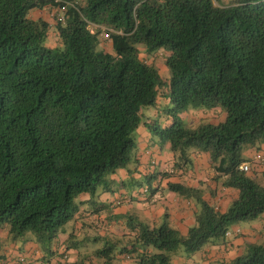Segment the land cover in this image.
Listing matches in <instances>:
<instances>
[{
    "label": "trees",
    "instance_id": "obj_1",
    "mask_svg": "<svg viewBox=\"0 0 264 264\" xmlns=\"http://www.w3.org/2000/svg\"><path fill=\"white\" fill-rule=\"evenodd\" d=\"M165 100L173 107L164 125L143 113L158 114ZM200 108H222L226 119L189 127L178 115ZM142 126L167 145L176 168L192 163L189 150L207 153L214 181L238 198L220 212L202 188L171 184L198 207L186 236L167 215L157 228L136 221L122 260L174 264L264 214V170L258 177L256 169L264 160L243 157L264 145V0H0V232L9 243L30 232L51 256L82 195L94 206L123 188L111 176L138 163ZM6 246L0 236V264H40L11 258ZM115 249L98 256L114 264ZM65 255L72 264L63 247ZM231 264H264V245Z\"/></svg>",
    "mask_w": 264,
    "mask_h": 264
},
{
    "label": "crops",
    "instance_id": "obj_2",
    "mask_svg": "<svg viewBox=\"0 0 264 264\" xmlns=\"http://www.w3.org/2000/svg\"><path fill=\"white\" fill-rule=\"evenodd\" d=\"M213 111V110H212ZM201 118H207L210 111H198ZM214 122L218 124L221 122L222 112L214 109ZM156 114L155 111L151 112ZM207 114V117H205ZM150 117V112H149ZM197 118L198 115H193ZM194 119V118H193ZM201 121L200 118L194 119L192 124L198 125ZM146 128V127H143ZM137 138V151L136 159L138 163L130 165V170L124 169L119 170L116 174L111 176V180L116 183L125 182L123 191H125L127 184L133 185L134 182L141 185L143 180L148 183V187L143 186L140 198V205L144 211L143 224L150 228H156L160 225L162 217L167 215L170 225L176 229L181 235L186 236L189 228L194 223V214L198 211V207L193 201L186 200L176 193L170 190L171 184H182L192 188H202L203 197L206 201L213 204L220 212H226L231 206L232 202L238 198V192L233 189H225L220 184L214 181L215 170L211 160L207 153L192 151L189 153L190 160L192 163L183 169L176 168V160L174 156L168 151L166 146H158L156 138L152 139V135L147 130H139ZM261 152L256 149L247 151L244 158H253L256 152H259L264 158V145L261 147ZM258 171V177L264 170L262 166L256 167ZM167 174V175H166ZM216 191V195L212 193ZM143 192V193H142ZM128 194V192H126ZM115 193H104L98 200L96 205L91 206L89 203L90 196L82 195L79 199L81 204V210L79 214L69 224L70 229L65 230L62 234H59L57 241L52 245V255L45 256L40 250L39 246L31 238H24L16 243H9L5 232H0L1 238L6 241V251L11 258L16 259L19 254H26L32 257L34 260H38L40 264H58V253L64 247L69 250L72 264L77 263V258L74 257L77 253V245L73 244L72 241L75 237V232L81 229L88 228V224L92 220H97L96 225L109 224L115 222L116 224H123L122 217L129 218L127 226L125 225L120 229V237L124 239L130 238L134 235V232L130 229V223H135L137 220L136 216L128 215L131 208L134 207V197H124V203L118 204V202L124 198H118L115 200ZM127 203L125 207L123 204ZM95 206H99L101 209L99 214H94ZM109 206L116 209V218L111 221V218L103 217L101 220L100 214L105 211ZM258 223H250L246 228L235 225L228 232V237L223 242L216 245L209 244L205 246L201 252L193 255L192 257L179 254L174 257V264H231L238 256L244 254L249 246L253 245H264V214L257 219ZM94 222V221H93ZM115 224V225H116ZM154 226V227H151ZM114 231V227L111 228ZM116 234V231H114ZM70 246V248H69ZM80 254L78 253V257ZM122 259V257H120Z\"/></svg>",
    "mask_w": 264,
    "mask_h": 264
},
{
    "label": "rangeland",
    "instance_id": "obj_3",
    "mask_svg": "<svg viewBox=\"0 0 264 264\" xmlns=\"http://www.w3.org/2000/svg\"><path fill=\"white\" fill-rule=\"evenodd\" d=\"M39 14H41V13H39ZM39 14L37 16H39ZM42 14H43V16L48 17L47 12H43ZM91 30L94 33L96 32L95 27H91ZM55 42H56V37H54V39H52V44L54 45ZM105 46L107 49L111 48L109 43L105 44ZM141 57H144V54H141ZM153 57L154 56H148V58L150 60H153ZM165 61H166V58H164V57H160L157 60V65H159L158 70L161 72H163L166 69V68L165 69L163 68V67H165V65H164ZM165 104H163V107L161 108V112H158V114L157 113L152 114L151 112H153V109L150 107L144 108L143 113L146 114V113L150 112V117L153 120L158 121L159 123L164 125L167 122V120H169L172 117L170 109L173 107L166 100H165ZM204 110L208 111V109H206V108H200L197 110H189V111H186L184 113H179L178 115L182 119V121L185 123V125H187L189 127L197 126L196 124H192V121H194V119H197V118L201 119V121L199 123L214 122V120H215L214 119V112H213L214 110L210 111L208 113L209 114L208 117L206 114L205 117H207V118H201L200 117L201 115L198 111H204ZM217 110L222 112L223 115L221 117V119H222L221 122H223L226 119V113H225V111H223L222 108H217L216 111ZM193 115H195V116L198 115V117L195 118V117H193ZM139 130L140 131L146 130V128H143V126H142L136 130L135 135H134L136 143H137V138H138L137 135H138ZM158 146L160 147L161 145L158 144ZM137 150L138 149H136L135 152ZM248 150H251V148L247 147L244 149L243 157L246 156ZM190 152H192V150H189V153ZM134 165H136V164L134 163ZM141 182H142L141 185L137 184L138 182H134V186L131 184L130 185L127 184L125 191H123L121 189V187H118V188H116V191L114 192L115 194H113V195H115L114 196L115 200L117 199V197L121 199L124 197H128V194H129V196L132 195V197L135 198V200L133 201L134 207L131 208L132 210L130 211V213L128 215L136 216L138 222L143 223V220H144L143 211L144 210L141 209L142 207L138 204H140V200H142L144 198H140L139 193L141 194L143 186L148 187L149 185H148L147 181L145 180V178L143 180H141ZM126 192H128V194ZM79 199H78V201H79ZM124 199H126V198H124ZM124 199H122L123 200V201H121L122 203H124ZM127 203H130V202H125V204H123V207H125L127 205ZM97 207H98V209L100 208L99 206H95L94 209H97ZM115 211H116V209H114L113 207L111 208V206H109L105 211H103L100 214L101 220L103 219V217H108V218L112 217L111 221H113L114 219L120 220V218H122L123 224L120 225V224H116L115 222H110L109 224L106 223L104 225L103 224L96 225L97 220L95 219V220H92V222L88 224V226H89L88 228L81 229L80 231L75 232V237L73 238L74 240L72 241V243L77 245V253H75L74 257L77 258L76 260L79 263H81V264H106V259L99 257L98 252L101 250H104L107 247L113 246V245L116 246L115 253H114L116 259L114 261V264H130V263H132L131 260L124 261L119 256L120 250L122 248L126 247V245H128L130 242L133 243L134 239H135V238H133V236H131L130 238H127V239L120 237L121 236L120 229L123 228L125 225L127 226V221L129 223V218H127V217L124 218L122 216H118L120 218H116L117 213ZM164 219L165 218L162 217V219L160 220V225L164 222ZM252 222L258 223V220L240 223L239 225L241 226V228L244 229L250 223L252 224ZM134 225H132V223H130L131 227ZM160 225H157L156 228L159 227ZM112 227H114V229H115L114 231H116V234H114V231L111 230ZM151 227H154V226H151ZM70 228H72V227H71V224H69V223L64 227V229L66 231H68L67 229H70ZM26 237L32 239L34 236L32 233L29 232L25 235V238ZM180 252H184V249L180 248L179 253ZM78 253L80 254L79 257H78Z\"/></svg>",
    "mask_w": 264,
    "mask_h": 264
},
{
    "label": "built area",
    "instance_id": "obj_4",
    "mask_svg": "<svg viewBox=\"0 0 264 264\" xmlns=\"http://www.w3.org/2000/svg\"><path fill=\"white\" fill-rule=\"evenodd\" d=\"M254 158H255V160H258V161L259 160H262V161L264 160L260 154L255 155ZM240 170H242L243 172L247 173V172H249L251 170V167L247 163L246 164H242L240 166ZM68 262H69L68 255L59 256L58 257V264H68Z\"/></svg>",
    "mask_w": 264,
    "mask_h": 264
}]
</instances>
